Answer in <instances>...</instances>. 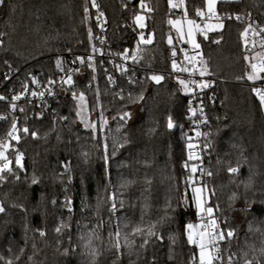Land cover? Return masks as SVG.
<instances>
[{
    "label": "trees",
    "instance_id": "16d2710c",
    "mask_svg": "<svg viewBox=\"0 0 264 264\" xmlns=\"http://www.w3.org/2000/svg\"><path fill=\"white\" fill-rule=\"evenodd\" d=\"M189 11L195 14L196 8H202L204 0H187ZM18 7L14 14H10L7 9L0 10V31L6 32L3 37L4 46L0 48V79L9 70L5 60L11 65V69H16L18 74L26 80L29 74L38 75L43 73L46 77L55 78L53 63L54 56L60 52L71 50L73 54L88 53L92 48L88 39V27L95 32V9L90 8V19H83V6L85 0H12ZM154 9L148 13V30L154 32V42L147 46L144 58L140 61L141 67L151 72L163 73L165 80L161 85L152 84L145 79L129 91L137 92L140 88L146 89V103L131 104L125 99L121 101L116 93L108 86L105 75L96 68L95 73L84 67L76 81L77 93L85 92L88 105V116L90 120L97 122V141H93L89 131L75 119V104L68 91L60 98L57 108L60 116H68L70 127L73 133L79 134V143H74L68 147L58 144L55 134L51 135L47 141L43 139L44 134L52 127L53 117L51 114H44V118H30L27 115V126L30 130L40 133L41 139L33 140L30 136H23L20 145L17 147L25 153V168L29 177L35 171L39 183L30 184V179H21L19 182H10L0 188V199L5 200L7 214H0V254L8 256L5 251L7 245L11 244L13 251L18 252L20 246L24 244V225L29 224L32 228L43 227L47 231L46 238L37 237L38 255L35 256L36 264H81L79 255L63 257L56 251V233L54 228L58 226L61 219L71 224L72 243L78 244V225L83 230L85 224H91L93 215L81 211V199L87 196L89 203H95L97 188L103 185L100 179L101 166L99 160L100 149L98 142H102L105 135L109 137L115 134L118 123V113L127 104L128 110L133 113L136 106H139L138 115L128 121L126 131L130 130L133 143L120 149L111 163L112 183L118 185L123 180H135L136 183L125 193L126 206L124 211L133 219L138 220L142 199L141 193L146 187L145 180H151L152 205L150 213L154 217L157 215V208L164 202L166 196L175 197V185L184 189V180L187 177V170L182 167L187 160L186 142L181 129L178 127L171 131L166 129V119L172 115L180 125L187 122V98L174 78L167 74L171 68V49L174 47L177 54H180V43L175 40L172 46L167 43V37H174L172 26L168 24L171 17L168 12L167 0H145ZM90 3V0H89ZM127 4L125 8L122 5ZM138 0H99L101 11L109 20L110 34L109 41L112 50L123 51L125 48H135L138 39V30H132L133 11H137ZM218 13L225 12H251L252 18L264 24V0H242L238 7L219 3ZM39 17V18H37ZM11 24L12 27L8 25ZM224 29L218 33L209 35L208 39L202 40L201 59L206 61L210 77L215 80V84L210 90L212 99L209 103L208 112L212 125L215 128L213 138V150L211 151L212 163L209 165L216 173L210 182V187L215 186L216 198L221 202L222 207L227 204V198L232 191H238L241 198L236 202L235 207L239 209L243 203L244 190L236 188L230 183L226 172L228 162L235 165L239 157V150L233 149V143L243 146L245 155L249 158L254 170L260 175L255 177L254 190H250L247 196L257 202L252 204V212L249 214L255 217H264V204L259 201L264 198V112L261 111L259 100L252 92V82L246 79L248 62L243 59V41L240 33L244 25L232 20L224 21ZM219 44L214 43L215 39L221 38ZM144 47V46H142ZM151 67H148V65ZM150 75V74H148ZM96 79L93 80L92 77ZM91 84V88L88 85ZM99 86V101L95 89ZM128 91V92H129ZM127 96V93H125ZM99 104V106H97ZM143 104V107H142ZM103 110L104 117L108 120L107 127L99 130V116ZM32 115V111H31ZM117 116V119H112ZM219 116L221 119L216 120ZM226 117V119H224ZM74 121V122H73ZM64 122L61 121L62 125ZM227 125V127H225ZM156 127V135L149 134V129ZM65 137L69 135L68 128H62ZM184 133V127H183ZM15 145V144H14ZM91 153V160L85 163L81 150ZM111 150V148H110ZM11 155V150H9ZM219 157L221 164H216ZM72 162L73 183L69 186L62 184L58 178V173L63 171L61 163L66 160ZM145 161L150 166L145 165ZM23 177V173L21 174ZM83 175L84 185L80 182ZM248 175L247 166L241 169V178ZM169 177H173L169 179ZM69 187L67 193L73 201V214L68 221L67 209L62 207L65 193L64 187ZM86 186V187H85ZM172 189V191H170ZM191 195L190 188L188 189ZM144 195H148L144 193ZM56 199L57 205L53 206L51 200ZM135 202L136 208H129L128 204ZM11 203L22 204L26 211L19 208H12ZM195 209H191L184 214L185 221L198 222L194 215ZM105 218L104 243L107 244V212H103ZM234 222L239 224L241 236L246 231L245 214L239 211L229 213ZM28 248L21 257L19 264H28L27 256L31 254L32 231L27 233ZM67 235L65 232V243L67 247ZM259 234L249 235V241H259ZM236 244L233 243L235 250ZM149 252L148 255H152ZM157 264H189V258L193 254L192 246L185 242L181 236L175 249L172 251L173 260H169V247L167 240L165 245L157 244L154 249ZM14 259V256H13ZM104 264H112V253L105 252L102 257ZM126 257L124 264H128ZM139 264H143L141 260Z\"/></svg>",
    "mask_w": 264,
    "mask_h": 264
},
{
    "label": "snow or ice",
    "instance_id": "6c2138e0",
    "mask_svg": "<svg viewBox=\"0 0 264 264\" xmlns=\"http://www.w3.org/2000/svg\"><path fill=\"white\" fill-rule=\"evenodd\" d=\"M139 7L144 13H151L154 11L145 0H138ZM218 3L231 5L238 7L242 0H204V8H196L195 16L200 18L198 23L196 19L188 18V11L185 0H167L168 7L170 9H182V19H169L168 24L175 28L177 33V39L190 43L194 50L200 49V44L195 39L196 33H199L208 39L209 32H217L224 28V21L235 19L236 21H247L246 26L240 33L241 39L244 44L245 54L243 59L248 62V71L246 72V79L255 84L256 81H264V24L253 20L251 12H225L223 14L218 13ZM123 7L127 8V4H123ZM17 5L12 0H0V10L7 9L10 14H14ZM90 8L96 9V19L100 21L104 18L105 14L101 11L100 5L97 0H85L83 6V19H90ZM39 18V17H37ZM132 30L135 32L139 29L138 39L136 41L135 48H125L122 52L116 53L123 63L114 64V67L121 72V74H129V67L127 62L131 60L133 64H139L144 58V53L147 51V46L153 44L154 32L149 31L145 33L146 15L138 11H133L132 15ZM214 21V22H212ZM106 22V21H105ZM12 27L11 24L8 25ZM185 26L187 31L185 32ZM88 39L91 42L92 28L88 27ZM7 35L6 32L0 31V48L4 46L3 37ZM249 36L254 39L249 40ZM221 38L215 39L213 42L219 44ZM104 40H101V44ZM167 43L169 46L173 45V37L169 35L167 37ZM144 46V47H142ZM250 46V47H249ZM69 51H71L69 49ZM183 51V49H181ZM91 52L93 55L88 57L76 56L72 61L75 64L77 61L81 65H84L87 60V67L91 68L93 73L96 71L95 64L93 63L94 54L99 52L103 55V50L92 45ZM111 55V54H110ZM177 55L176 49L172 47L171 56V68L173 72H187L190 76H194L197 72L200 77L210 75L206 61L199 59L201 55L199 52L196 55L189 56L187 52H184V60L187 61L191 67L178 65L175 59ZM4 63L11 69V65L5 60ZM199 63L200 67H197ZM56 67L64 72L59 80L60 87L63 91L71 92V98L76 102L75 104V119L79 120V123L83 125L84 129L89 131L93 141H97V122L90 120L88 116V105L86 101L85 92L80 91L77 93L75 89V81L73 80V73L78 72V68H69L65 70L62 60L58 57L55 61ZM148 67H151L149 64ZM135 69L133 68V72ZM107 73V70L105 69ZM7 78V77H6ZM96 79L95 76L92 77ZM146 79L153 82L155 85H160L165 80L163 74H151L147 75ZM107 82L115 86L116 81L112 75H107ZM177 82L180 85L181 90L185 94L195 93V90L199 88L201 91L205 88L211 87L210 81L203 79L197 81L195 79H179ZM48 85H55L56 80L48 78ZM128 83L135 85L138 83L129 75ZM30 84L35 88H30ZM67 86V87H65ZM91 88V84L88 85ZM97 101H99L100 89L97 85L96 89ZM146 89L140 88L135 94L131 91L125 96L124 89L121 88L116 93L121 101L127 99L131 104L146 103L145 96ZM252 92L259 100V106L262 112H264V88L254 86ZM56 96L57 93L53 87H46L41 90V82L35 75L29 74V77L20 82V90H13L10 99L5 95H0V101H8V106L12 113L19 111L25 112V108L17 104L18 101L24 99L25 103H29V98H38L44 102L45 107H50L44 100L45 95ZM201 105H203V98L199 97ZM213 99L214 98H210ZM99 106V104H97ZM143 107V104H142ZM187 111L190 113L188 119L195 126V136L187 135L183 133V125L178 124L172 115H168L166 119V129L171 131L176 128H180L184 135L186 147H187V160L182 167L187 170L188 174L184 180V189L181 190L179 185H175V197L169 195L166 196L161 206L157 208V215L154 217L150 213L152 205L149 203L151 199V180L146 179V187L141 193L142 199L139 219H133L127 212L124 211L126 206L125 193L136 183L135 180H121L118 185L114 186L112 183L111 174V161L116 157L120 149H124L127 145L133 143L130 130L126 131L128 121L132 118V112L128 110L127 104L123 106V109L118 113V123L115 129V134L111 136V145L109 144V137L104 136L102 142H98L97 146L100 149L99 160L101 166L100 179L103 181L102 188L98 187L95 203L91 204L88 201L87 196L81 199V211L86 212L89 215L94 216V220L91 224H85L83 230H80L78 225V244L72 243L71 236V224L63 219L60 220L58 226L54 228L56 233V251L63 257H71L72 255H79L81 258V264H104L102 257L105 252L112 253V264H124L125 258L135 257V260L129 259L128 264H139L142 260L143 264H157V259L154 254V249L157 244L165 245L167 240V246L169 247L168 259L171 261L174 256L171 254L175 249L178 239L183 236L187 245L192 246L193 254L189 258V264H264V217H255L249 214L253 211L252 204L256 203V200L250 199L247 196L248 191L254 190L255 177L260 175L257 170H254L253 166L249 164V158L244 154L246 149L241 145L233 143L231 147L239 150V159L235 165L228 162L226 172L229 176L230 183L236 185L237 189L243 187L244 197L243 203L239 209L235 207L236 202L241 198V194L238 191H232L227 198V204L222 207L220 200L216 198L215 186H209L213 177L216 175L211 167H204V156L202 153H207L209 156L208 164L211 165V151L213 150V143L209 139L213 135L212 132H202L200 125H208L209 119L204 111V107L199 109L194 108L189 104ZM199 112V116H197ZM53 117V125L44 134L43 139L47 141L49 137L55 134V140L58 144H64L68 147L79 143V134L73 133L70 127V121L68 116H59L55 110L51 113ZM196 117V119H193ZM34 118L43 119L44 109L34 114ZM8 117L0 115V120H7ZM112 119L116 120L117 116H113ZM221 117L217 116L216 120L219 121ZM226 119V117L224 118ZM27 120V117H25ZM64 123L61 125L60 122ZM74 122V121H73ZM108 125V120L104 117L103 110L99 116V130L103 131ZM67 127L69 135L65 137L62 133V128ZM227 127V125H225ZM158 128L153 127L149 129V134L156 135ZM23 136H30L33 140L41 139L40 133L35 130H30L25 123L23 126H19L18 117L15 115L10 121V128L6 132L4 139H0V188L10 182H19L21 179L29 180L30 184L35 185L40 181L33 171L31 177L28 176L25 168L24 160L25 153L20 150L18 145ZM201 138L203 143L201 144ZM15 141V145L12 143ZM111 148V150H110ZM11 150V155L9 154ZM81 156L85 163L90 162L91 153L81 150ZM189 161L193 163L189 164ZM61 163L63 171L58 173V178L62 184L71 185L73 183L72 176V162L66 160ZM222 161L219 157L216 158V164H221ZM146 166H150L149 162L145 161ZM247 166L248 175L241 178V169ZM23 173V177L22 174ZM173 177H169L172 179ZM84 177L81 175L80 182L84 185ZM86 187V186H85ZM191 190L189 195L188 189ZM65 193L62 207L67 209L69 214L68 221L71 220L73 214V201L70 196L67 195L69 187L65 186L63 189ZM172 191V189H170ZM147 193L148 195H144ZM259 203L264 204V198ZM51 204L57 205V200L52 199ZM12 208H19L21 211H26L22 204L11 203L9 205ZM136 203L132 202L128 204L129 208H136ZM195 209L194 215L198 218V222H192L191 220L185 221L183 216L191 209ZM107 212V244L104 243V227L105 218L103 212ZM233 211H239L245 214L246 231L243 236L239 233V224L235 223L229 213ZM0 214L6 215L7 208L5 200L0 199ZM32 231L34 235L31 237V249L32 252L27 256L28 264H36L35 256L38 255L37 244L35 243L37 237L46 238L47 231L43 227L32 228L29 224L24 225V244L20 246L18 252L13 251L11 244L7 245L5 251L9 254L5 256L0 254V264H19L21 257L25 254L28 248L29 237L27 233ZM67 235V244L65 247V232ZM259 234V241H249V235ZM235 242V250L233 243ZM153 252L152 255H148L149 252ZM14 256V259H13ZM68 264H71L69 261Z\"/></svg>",
    "mask_w": 264,
    "mask_h": 264
},
{
    "label": "built area",
    "instance_id": "2783aa9c",
    "mask_svg": "<svg viewBox=\"0 0 264 264\" xmlns=\"http://www.w3.org/2000/svg\"><path fill=\"white\" fill-rule=\"evenodd\" d=\"M125 1L126 0H124V3H125ZM97 3L99 4V0H97ZM185 3H186L187 11H188V18L196 19L197 22L199 23L200 18L196 17L195 14L194 15L191 14V11H189L187 0H185ZM168 12H170L171 16H177V17H180L181 19L183 17V10L182 9H170L169 8ZM95 14H96V9H95L94 15ZM233 21H236V20L233 18ZM236 22L242 23L244 25V27L246 26V23H247V21H236ZM95 29H96L95 32L92 34V36H93L92 44H94L97 48L102 49L103 55H101L99 52L94 54L93 63L95 64L96 68H99L100 71L103 72V74L105 75L106 81H107V75H112L114 77V79L116 81L115 86L109 84L108 82L107 83H108V86H110V88L115 93L119 92L121 88L124 89V93H128L130 88H132L133 86H136V84L130 85L128 83L129 75H131V77L134 80H137L139 83V82L145 80L146 76L148 74H150V75L154 74V73L155 74H161L158 72H151L148 69L145 70L143 67H141L140 63L139 64H133V62L131 60H129L127 62V66L129 67V74H121V72L118 71L114 67V64L123 63L120 60L119 56L116 55V53H119L122 51H115V50H112V48H111V43L109 41V34L111 31V28H110L109 20H108V17L106 14H105L104 18H101L100 21H97L96 15H95ZM200 36L202 37V35H200ZM102 39L104 40L103 44H101ZM251 39H254V38L249 36V40H251ZM181 49H183V51H181ZM184 52H187L189 56H192V55H196V53L199 51L194 50L188 44L180 45V54H177L175 57L177 64L187 66V67H191V65H188L187 61L184 60ZM243 52L245 53L244 44H243ZM89 55H93L91 51H89L88 53H80V54H77V53L73 54L71 51H66V52H60V54L55 55L53 58L54 59L53 69H54V74L56 76H55V78H51V79L57 81V83L55 85H48L47 80L50 77H46L43 73L40 72V73H38V75H35L39 78V80L41 82V90H43V88H46V87H53L57 93L56 96H48L47 94L45 95L44 100L46 101V104L50 107H45L44 102H42L38 98H29V100H30L29 103H25V100L22 99V100L18 101L17 104L19 106L24 107L25 112L20 113L19 111H17L16 113H12L11 109L8 106V101H0V115H5L8 117V119L6 121L0 120V139L5 138L6 132L10 128V121L12 120V117L14 115L16 117H18L19 126H23L26 123L25 117H27L28 114H30V118L31 117L33 118L34 114L41 111L42 109H44V114H46V113L51 114L52 111L55 110V112L59 115V112H58L57 108H55V107L58 104H60V98L66 92L61 89L60 84H59V80L62 76H64V72H61L56 67L55 61L59 57L63 62L65 70H67L69 68H78L79 69L78 72L73 73V80L75 81L74 87L76 89L77 77L80 74L79 73L80 70L84 67H87V60H86L84 65H81L79 63V61H77L75 64H73L72 61L75 59L76 56H81V57L86 58ZM172 59H173V57L171 56V60ZM199 59H201V55L198 57V60ZM197 67L198 68L200 67L199 63H197ZM133 68L135 69L134 72H133ZM88 69L92 70L91 68H88ZM105 69L107 70V73L105 72ZM169 70L170 71L167 72V74L174 77V78H179V79H184V80L195 79L197 81L203 79L205 81L211 82V87L205 88L202 91L199 88H197L195 90V93H192V94H185L184 93L185 97L187 98V108H186L187 122L183 127H184V133L185 134L192 135L193 137L195 136L194 131H192V129L195 126L188 119V117L190 116V113L187 111V109H188L189 104H191L192 107L197 108V109H199L201 106H203L204 111L208 116L209 124L207 126L201 124L200 130L202 132H212L213 135L211 137H209V139L213 143V138L215 136V128L212 125L210 113L208 112V107H209V103L212 100V99H210V98H212L210 90L213 87V85L215 84L214 83L215 80L213 78H211L209 75H205L204 77H200L198 72L194 76H190V74L187 72H173L172 68H170ZM21 81H24V79L21 78V76L18 74V71L16 69L7 70L3 74V78L0 79V95H5L6 97H8L10 99V96H11V93L13 90H15V91L20 90V82ZM251 86H252V88L254 86L264 88V81L258 80L255 82V84H252ZM65 87H67V86H65ZM30 88H35V86L30 84ZM199 97L203 98V105H201ZM31 111H32V115H31ZM197 116H199V112H197ZM193 119H196V117H193ZM200 142H201V144L203 143V138H201ZM12 143L15 144V141H13ZM202 155L204 156V167H209V164H208L209 156H208V154L202 153ZM186 156H187V147H186ZM191 163H193V162L189 161V164H191Z\"/></svg>",
    "mask_w": 264,
    "mask_h": 264
},
{
    "label": "rangeland",
    "instance_id": "374dc122",
    "mask_svg": "<svg viewBox=\"0 0 264 264\" xmlns=\"http://www.w3.org/2000/svg\"><path fill=\"white\" fill-rule=\"evenodd\" d=\"M146 3V2H145ZM219 4V3H218ZM205 7V4H203V7L202 8H204ZM168 9H169V7H168ZM137 11L138 12H141L142 14H145L146 15V25H147V27H146V29L144 30L145 31V33L147 34L149 31H147L148 30V24H147V17H148V13H144L143 12V10H141L140 9V7H139V4H138V6H137ZM218 11V10H217ZM170 19H181L180 17H177V16H171L170 17ZM189 19H193V18H189ZM212 22H214V21H212ZM171 26V25H170ZM225 27V26H224ZM173 28V27H172ZM224 29V28H223ZM222 29V30H223ZM138 30V33H139V29H137ZM222 30H220V31H222ZM173 31H174V37H173V44L175 43V40L176 41H178L179 43H180V45H183V44H188V45H190L191 46V44L190 43H185L184 41H181V40H178L176 37H177V33H176V30H175V28H173ZM187 31V28H186V26H185V32ZM220 31H217V32H209L208 33V37H209V35H211V34H214V33H218V32H220ZM203 37V36H202ZM195 39H196V41H197V43H199L200 44V49L198 50L199 52H201V49H202V39L203 38H201L200 37V34L199 33H196V35H195ZM153 40H154V37H153ZM154 42V41H153ZM192 47V46H191ZM253 83V82H252ZM138 109H139V106H136L135 108H134V110H133V115L134 116H137L138 115Z\"/></svg>",
    "mask_w": 264,
    "mask_h": 264
},
{
    "label": "water",
    "instance_id": "95a60500",
    "mask_svg": "<svg viewBox=\"0 0 264 264\" xmlns=\"http://www.w3.org/2000/svg\"><path fill=\"white\" fill-rule=\"evenodd\" d=\"M129 1H130V0H129ZM162 82H163V81H162ZM152 84H154V83L152 82ZM161 84H162V83H161ZM161 84H160V85H161ZM154 85H155V84H154ZM157 86H159V85H157Z\"/></svg>",
    "mask_w": 264,
    "mask_h": 264
}]
</instances>
